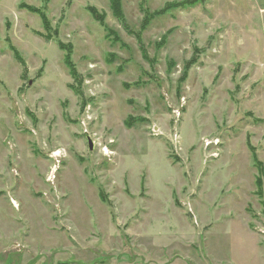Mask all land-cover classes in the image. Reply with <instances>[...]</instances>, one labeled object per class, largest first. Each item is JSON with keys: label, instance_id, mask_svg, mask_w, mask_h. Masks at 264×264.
Wrapping results in <instances>:
<instances>
[{"label": "rangeland", "instance_id": "rangeland-1", "mask_svg": "<svg viewBox=\"0 0 264 264\" xmlns=\"http://www.w3.org/2000/svg\"><path fill=\"white\" fill-rule=\"evenodd\" d=\"M183 1L0 0V264H264V0Z\"/></svg>", "mask_w": 264, "mask_h": 264}, {"label": "trees", "instance_id": "trees-1", "mask_svg": "<svg viewBox=\"0 0 264 264\" xmlns=\"http://www.w3.org/2000/svg\"><path fill=\"white\" fill-rule=\"evenodd\" d=\"M115 1V0H114ZM194 3V0H186L183 2H176L174 4H169L166 8H170V7H177V6H185V5H191ZM164 10L160 11L163 12ZM260 175V174H259Z\"/></svg>", "mask_w": 264, "mask_h": 264}, {"label": "water", "instance_id": "water-1", "mask_svg": "<svg viewBox=\"0 0 264 264\" xmlns=\"http://www.w3.org/2000/svg\"><path fill=\"white\" fill-rule=\"evenodd\" d=\"M87 138H88V142H89V148L92 150L93 149V141L89 136H87Z\"/></svg>", "mask_w": 264, "mask_h": 264}, {"label": "clouds", "instance_id": "clouds-1", "mask_svg": "<svg viewBox=\"0 0 264 264\" xmlns=\"http://www.w3.org/2000/svg\"><path fill=\"white\" fill-rule=\"evenodd\" d=\"M105 153H107V149H104Z\"/></svg>", "mask_w": 264, "mask_h": 264}]
</instances>
